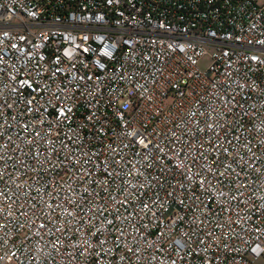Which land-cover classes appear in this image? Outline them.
I'll use <instances>...</instances> for the list:
<instances>
[{
    "label": "built area",
    "instance_id": "2783aa9c",
    "mask_svg": "<svg viewBox=\"0 0 264 264\" xmlns=\"http://www.w3.org/2000/svg\"><path fill=\"white\" fill-rule=\"evenodd\" d=\"M260 258L264 0H0V264Z\"/></svg>",
    "mask_w": 264,
    "mask_h": 264
},
{
    "label": "rangeland",
    "instance_id": "374dc122",
    "mask_svg": "<svg viewBox=\"0 0 264 264\" xmlns=\"http://www.w3.org/2000/svg\"><path fill=\"white\" fill-rule=\"evenodd\" d=\"M206 64H207V60L205 59V58H202L201 60H200V62H199V65L201 66V67H205L206 66ZM258 262L259 263H263L264 262V258H260L259 260H258Z\"/></svg>",
    "mask_w": 264,
    "mask_h": 264
}]
</instances>
